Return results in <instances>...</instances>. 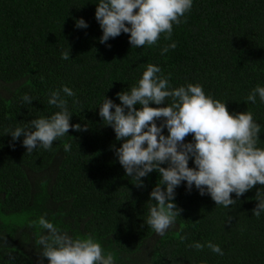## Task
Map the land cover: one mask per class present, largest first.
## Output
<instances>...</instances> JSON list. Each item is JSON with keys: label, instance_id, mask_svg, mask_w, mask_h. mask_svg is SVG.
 Returning <instances> with one entry per match:
<instances>
[{"label": "trees", "instance_id": "16d2710c", "mask_svg": "<svg viewBox=\"0 0 264 264\" xmlns=\"http://www.w3.org/2000/svg\"><path fill=\"white\" fill-rule=\"evenodd\" d=\"M94 2L0 0V264H41L37 241L46 230L38 220L45 214L73 237L99 242L116 264H264V214L252 212L261 185L239 198L233 193L236 203L225 208L182 184L176 222L158 235L146 221L159 174L143 178L144 187L126 175L111 147L121 141L98 106L105 95L119 103L116 93L129 91L148 64H157L173 87L199 83L230 112L251 111L262 125L264 147V103L258 97L255 104L245 102L257 84L264 85V0H194L174 25L177 47L163 55L161 48L171 42L163 34L142 48H132L125 33L110 39V47L100 43ZM81 17L87 29L75 26ZM69 49L71 58L63 60ZM65 84L76 93L67 98L71 123L87 125L86 131L70 129L51 150L32 152L23 137L13 141L5 134L56 111L48 94ZM24 94L32 104L22 103ZM196 241L205 247L188 246ZM209 241L224 255L213 253Z\"/></svg>", "mask_w": 264, "mask_h": 264}, {"label": "clouds", "instance_id": "9594fccd", "mask_svg": "<svg viewBox=\"0 0 264 264\" xmlns=\"http://www.w3.org/2000/svg\"><path fill=\"white\" fill-rule=\"evenodd\" d=\"M95 18L102 29L99 41L108 42L129 34L132 48L152 46L161 35L171 41L161 48V54L177 47L172 40L174 25L182 23L190 12L194 0H96ZM79 29H87L88 22L79 18ZM63 60L71 58L70 49L61 54ZM119 103L105 95L98 103L99 116L111 126L120 146L112 145L114 156L128 177L144 187V179L153 171L159 179L150 192L147 225L163 236L176 222L177 187L184 184L187 191L193 188L201 195H210L216 205L225 208L257 184L256 206L253 215L264 214V147L259 146L262 125L251 111L230 112L226 102L207 94L202 84L188 83L173 87L170 74L164 75L157 64H148L141 78L129 91L116 93ZM68 97H76L67 84L51 90L47 103L56 111L41 115L28 123L5 130L13 141H20L27 152L37 148L51 150L59 138L69 135L70 129L86 131L87 125L72 124L73 112ZM264 103V85L257 84L245 102ZM29 94L22 96V103L32 104ZM75 103V100L73 101ZM155 105V106H154ZM139 106V107H137ZM167 129V133L165 132ZM191 135V140L186 137ZM15 147V144L12 145ZM70 143L64 144L66 152ZM192 161V166H190ZM46 230L37 241L41 264H116L111 253L93 238L81 239L62 231L46 214L38 220ZM184 240L188 237L184 236ZM203 249L204 243L188 245ZM213 253L223 256L218 243L206 245Z\"/></svg>", "mask_w": 264, "mask_h": 264}]
</instances>
